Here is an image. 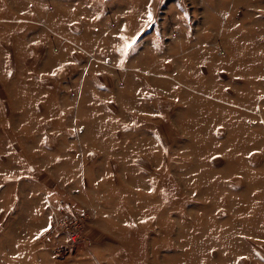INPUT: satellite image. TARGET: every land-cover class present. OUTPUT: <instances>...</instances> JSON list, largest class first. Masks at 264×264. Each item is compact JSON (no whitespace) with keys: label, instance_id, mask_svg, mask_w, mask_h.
I'll list each match as a JSON object with an SVG mask.
<instances>
[{"label":"rangeland","instance_id":"obj_1","mask_svg":"<svg viewBox=\"0 0 264 264\" xmlns=\"http://www.w3.org/2000/svg\"><path fill=\"white\" fill-rule=\"evenodd\" d=\"M263 207L264 0H0V264H264Z\"/></svg>","mask_w":264,"mask_h":264},{"label":"crops","instance_id":"obj_2","mask_svg":"<svg viewBox=\"0 0 264 264\" xmlns=\"http://www.w3.org/2000/svg\"><path fill=\"white\" fill-rule=\"evenodd\" d=\"M134 153V152H133ZM143 154H145L147 157L149 156V152H143ZM137 154H134V157H136ZM141 155V154H139ZM214 164V162H213ZM221 164V162L219 161V164H214L216 166H219ZM264 209V207L262 208V210ZM256 225H258L259 229H263V233L259 232V234H254V235H248L246 238L243 235H236L234 234L233 236H231V238L229 239V245H230V253H231V257H233L234 255L237 254V252L239 251H245V252H252L249 249H257L259 248L260 250L264 249V242L261 241L260 236L264 235V225L262 226V228L259 226V224L257 223ZM252 241H256V243H251ZM255 264L257 263L256 261L254 262Z\"/></svg>","mask_w":264,"mask_h":264}]
</instances>
